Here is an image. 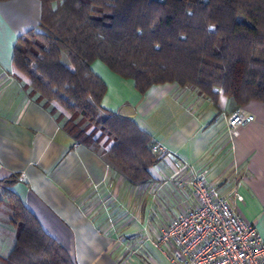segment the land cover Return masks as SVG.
Here are the masks:
<instances>
[{
    "label": "crops",
    "instance_id": "crops-1",
    "mask_svg": "<svg viewBox=\"0 0 264 264\" xmlns=\"http://www.w3.org/2000/svg\"><path fill=\"white\" fill-rule=\"evenodd\" d=\"M40 0H0V180L57 239L76 264H171L173 249L157 247L162 230L199 201L173 179L204 173L207 182L264 239V103L241 105L255 120L230 132L237 105L218 102L191 86L167 82L136 89L103 61L92 69L106 83L103 108L128 116L165 152L156 154L150 178L132 182L100 149L77 141L25 88L12 67L18 38L39 30ZM102 148V145H99ZM176 160L183 167H175ZM6 198L0 205V264L11 252L16 227Z\"/></svg>",
    "mask_w": 264,
    "mask_h": 264
},
{
    "label": "trees",
    "instance_id": "trees-1",
    "mask_svg": "<svg viewBox=\"0 0 264 264\" xmlns=\"http://www.w3.org/2000/svg\"><path fill=\"white\" fill-rule=\"evenodd\" d=\"M39 30L18 38L12 67L78 142L101 150L132 182L150 178L159 161L154 139L132 118L107 110L103 61L141 93L176 82L218 102L264 103V0H40ZM102 145V148L99 147ZM0 180L16 227L1 264H76L12 190Z\"/></svg>",
    "mask_w": 264,
    "mask_h": 264
},
{
    "label": "built area",
    "instance_id": "built-area-1",
    "mask_svg": "<svg viewBox=\"0 0 264 264\" xmlns=\"http://www.w3.org/2000/svg\"><path fill=\"white\" fill-rule=\"evenodd\" d=\"M254 120L253 114L237 106L229 119L231 134L238 135L242 127ZM79 145L78 141L74 143L75 147ZM152 151L161 154L165 147L154 143ZM175 167H183V162L176 160ZM172 181L189 187L199 204L178 215L156 242L159 248L172 247L171 264H264V239L257 224L237 212L207 182L204 173Z\"/></svg>",
    "mask_w": 264,
    "mask_h": 264
},
{
    "label": "rangeland",
    "instance_id": "rangeland-1",
    "mask_svg": "<svg viewBox=\"0 0 264 264\" xmlns=\"http://www.w3.org/2000/svg\"><path fill=\"white\" fill-rule=\"evenodd\" d=\"M11 180H15L14 178H11Z\"/></svg>",
    "mask_w": 264,
    "mask_h": 264
},
{
    "label": "snow or ice",
    "instance_id": "snow-or-ice-1",
    "mask_svg": "<svg viewBox=\"0 0 264 264\" xmlns=\"http://www.w3.org/2000/svg\"><path fill=\"white\" fill-rule=\"evenodd\" d=\"M0 59H2V57H0Z\"/></svg>",
    "mask_w": 264,
    "mask_h": 264
}]
</instances>
